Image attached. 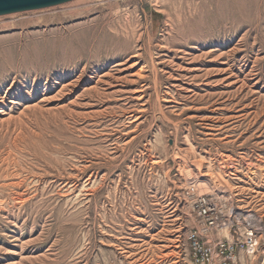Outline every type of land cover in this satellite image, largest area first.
Segmentation results:
<instances>
[{
  "label": "rangeland",
  "instance_id": "rangeland-1",
  "mask_svg": "<svg viewBox=\"0 0 264 264\" xmlns=\"http://www.w3.org/2000/svg\"><path fill=\"white\" fill-rule=\"evenodd\" d=\"M115 1L0 17V264H191V187L264 264V0H131L127 55L83 45Z\"/></svg>",
  "mask_w": 264,
  "mask_h": 264
},
{
  "label": "built area",
  "instance_id": "built-area-1",
  "mask_svg": "<svg viewBox=\"0 0 264 264\" xmlns=\"http://www.w3.org/2000/svg\"><path fill=\"white\" fill-rule=\"evenodd\" d=\"M187 196L193 197L191 208L198 225L196 231L191 232L187 238L186 258H189L191 264H234L239 252L256 250L258 242L252 232L247 237H238L236 241L221 239L214 244L204 241V236L227 229L232 214H228V209L220 205L217 198L198 195L195 187L188 189Z\"/></svg>",
  "mask_w": 264,
  "mask_h": 264
},
{
  "label": "bare ground",
  "instance_id": "bare-ground-1",
  "mask_svg": "<svg viewBox=\"0 0 264 264\" xmlns=\"http://www.w3.org/2000/svg\"><path fill=\"white\" fill-rule=\"evenodd\" d=\"M134 1V0H133ZM132 1V2H133ZM142 0L139 1V3ZM158 1V0H156ZM187 1V0H186ZM116 2V1H115ZM131 2V0H122L121 2H116V3H110L109 5H107L106 8H102V9H96V10H92L91 8H86L84 10L82 9H76L74 11H72L69 14V17H77V16H85L86 14H89L92 11H96L98 12L97 16L92 18V20L85 22L83 25H81V30H80V37H79V41H82L83 45H89V44H95V43H101L103 42L104 44H106L104 41H112V40H116V39H120L121 38V33H125L126 34V39L123 40L122 45H124L123 47V52L125 55H127L128 53V49L125 44H127L128 41V36L132 31V24L130 21V18H128L127 20H125V23H123L122 19V13L120 12L121 7L124 5L126 6L127 4H129ZM86 6V5H85ZM91 7V6H90ZM123 11V9H122ZM124 13V12H123ZM129 14V13H128ZM124 15V14H123ZM127 15V14H126ZM72 27V26H71ZM68 31V30H67ZM72 31V30H71ZM79 31V30H78ZM74 33V32H73ZM68 35V34H67ZM65 37V36H64ZM125 38V37H124ZM117 41V40H116ZM122 42V41H121ZM54 43V42H53ZM109 43V42H108ZM113 43V41H112ZM101 45V44H100ZM98 45V46H100ZM120 46V45H119ZM101 47V46H100ZM107 48V47H106ZM116 47H114L115 49ZM110 49V48H109ZM131 49V48H130ZM105 49H103L104 51ZM111 50V49H110ZM118 50V47H117ZM140 50V48H139ZM131 51V50H130ZM108 52V51H107ZM120 53V51H119ZM117 57V56H116ZM135 58H139L138 61L135 64H140L141 62L145 61L144 58V54L143 53H139V54H135L134 55ZM133 57V58H134ZM115 58V57H114ZM121 61V59H120ZM123 61V60H122ZM121 61V62H122ZM129 61V60H127ZM145 63V62H144ZM124 64L122 63H118L116 65V67L118 66H123ZM142 89L137 91V92H144V86L141 87ZM179 97V96H178ZM144 97H139V100H142ZM129 99V98H128ZM204 109V108H203ZM139 112V111H137ZM144 113V110H140V113ZM130 115L128 116V120H132L134 118H136V115H133L132 111L129 112ZM144 116V115H143ZM126 117V116H125ZM208 117V116H207ZM137 120V119H136ZM139 120V118H138ZM203 120V119H202ZM209 121V120H208ZM204 122V121H203ZM218 122V121H217ZM220 123V122H219ZM212 128V127H211ZM212 134V133H211ZM210 136V135H208ZM115 141V140H114ZM109 145V144H108ZM119 146V145H118ZM46 150V149H45ZM116 152V151H115ZM118 157V156H117ZM49 158V157H48ZM113 158V157H112ZM50 159V158H49ZM41 160V159H40ZM52 162V161H51ZM111 162V161H110ZM158 162V161H157ZM157 164V163H156ZM48 166V165H47ZM50 166V165H49ZM54 166V165H53ZM46 167V166H45ZM80 172V171H79ZM37 176V175H36ZM75 177V176H74ZM28 184V183H27ZM15 185V184H14ZM11 186V185H10ZM26 186V185H25ZM19 187V185H18ZM17 187V188H18ZM28 189V188H27ZM33 189V188H32ZM98 189V188H97ZM37 190V189H36ZM86 190V189H85ZM30 191V190H29ZM66 191V190H65ZM90 191V190H89ZM90 193V192H89ZM17 194V193H16ZM30 194V193H29ZM19 196V195H18ZM66 197V196H64ZM43 200V199H42Z\"/></svg>",
  "mask_w": 264,
  "mask_h": 264
},
{
  "label": "water",
  "instance_id": "water-1",
  "mask_svg": "<svg viewBox=\"0 0 264 264\" xmlns=\"http://www.w3.org/2000/svg\"><path fill=\"white\" fill-rule=\"evenodd\" d=\"M75 0H0V17L48 9Z\"/></svg>",
  "mask_w": 264,
  "mask_h": 264
}]
</instances>
